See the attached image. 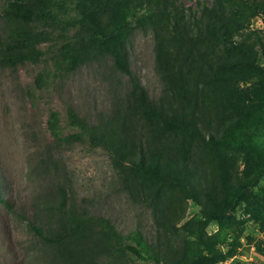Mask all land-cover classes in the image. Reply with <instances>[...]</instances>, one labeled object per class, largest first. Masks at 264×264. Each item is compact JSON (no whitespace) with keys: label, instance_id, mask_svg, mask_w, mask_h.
Returning <instances> with one entry per match:
<instances>
[{"label":"rangeland","instance_id":"rangeland-1","mask_svg":"<svg viewBox=\"0 0 264 264\" xmlns=\"http://www.w3.org/2000/svg\"><path fill=\"white\" fill-rule=\"evenodd\" d=\"M213 3L141 0L139 9H149L150 15L127 43L131 76L151 99L165 102L179 96L198 101L205 143H192L186 158L199 185L219 175L214 158L230 156L225 147L209 143V134L220 136L227 122L221 124L218 109L206 113L205 106L217 91L214 86H204L203 81L218 60L237 55L240 47V35L212 14ZM223 5L240 21L245 37L259 42L257 50L264 65V0H223ZM198 57L204 58L206 66L193 70L188 63ZM43 68L40 63L0 69V198L11 208L0 202V264H42L37 238L13 213H24L29 219L40 196L57 184L67 189L76 205L91 207V212L107 218L123 235L141 231L154 252L179 250L184 242H197L198 238L209 245L215 242L219 223L208 221L198 205L175 190H166L155 205L136 179L112 168L104 150L86 144L53 146L47 129L50 112L58 113L64 134L71 132L68 111L95 126L120 111L130 77L120 73L111 60L100 58L69 74L51 72L46 86L39 89L35 78ZM261 81L255 78L252 85H238L234 97L240 107L258 104V117L244 138L264 150V84L257 83ZM216 102L215 97L212 103ZM260 187L264 188V179ZM223 226L225 233L218 237L215 248L225 255L235 245V251L218 264H264V221L246 214L240 206ZM132 262L138 260L130 256L128 264Z\"/></svg>","mask_w":264,"mask_h":264},{"label":"trees","instance_id":"trees-1","mask_svg":"<svg viewBox=\"0 0 264 264\" xmlns=\"http://www.w3.org/2000/svg\"><path fill=\"white\" fill-rule=\"evenodd\" d=\"M140 1L2 0L0 69L43 63V71L35 78L40 89L46 86L51 72L69 74L100 58L111 60L120 73L130 77V89L120 111L95 126L68 111V134L62 131L58 113L50 112L47 129L53 146L60 149L86 144L90 149L104 150L112 168L136 179L155 205L166 190H175L198 205L204 218L219 223L217 239L225 233L223 223L230 221L240 206L246 214L264 221V188L260 187L264 150L244 138L258 117V104L240 107L234 97L239 93L235 89L238 85H252L255 78L262 79L257 82L260 86L264 84L259 42H250L240 21L224 8L223 0H214L212 14L240 35V47L237 55L218 60L203 81L204 86H214L217 91L213 97L217 102L213 104L211 98L206 113L218 109L221 124L227 122L220 136L209 134V143L211 147H225L230 156L214 158L219 175L199 185L186 158L192 143H205L198 101L177 96L157 102L129 71L127 43L150 15L149 9H139ZM191 62L188 65L193 70L206 66L203 57ZM0 202L11 209L1 198ZM13 214L37 238L42 264H128L130 256L138 260L136 264H218L235 251L234 245L223 255L215 248L217 239L209 245L198 238L197 242H184L179 250L154 252L141 231L123 235L107 218L91 212V207L76 205L61 184L40 196L29 219L24 213Z\"/></svg>","mask_w":264,"mask_h":264}]
</instances>
